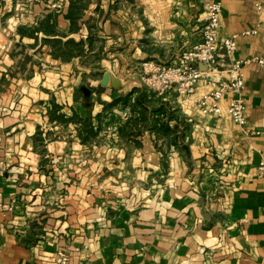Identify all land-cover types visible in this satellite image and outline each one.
<instances>
[{
  "label": "crops",
  "instance_id": "crops-1",
  "mask_svg": "<svg viewBox=\"0 0 264 264\" xmlns=\"http://www.w3.org/2000/svg\"><path fill=\"white\" fill-rule=\"evenodd\" d=\"M210 1L233 60L261 57L264 0ZM204 18L199 0H0V264H264V66L243 69L251 136L227 96L202 113V84L101 85L177 64Z\"/></svg>",
  "mask_w": 264,
  "mask_h": 264
},
{
  "label": "built area",
  "instance_id": "built-area-1",
  "mask_svg": "<svg viewBox=\"0 0 264 264\" xmlns=\"http://www.w3.org/2000/svg\"><path fill=\"white\" fill-rule=\"evenodd\" d=\"M199 2L205 14L200 41L183 51L177 64L170 66L145 64L140 81L147 90L159 96L173 90L178 97H189L195 94L198 84L208 87L210 89L208 93L195 101L205 115L221 117L219 102L227 96V112L231 121L243 129L245 135L251 136L252 131L246 129L243 69L249 63L264 66V53L259 58L234 61L236 37L220 40L218 36L221 28V4L210 0ZM255 8L258 13L262 11L259 4H256ZM256 34L257 30H251L243 35ZM225 72L229 78H220ZM257 174L260 179H264V159L258 166ZM56 258V264H70V256L65 250L57 251Z\"/></svg>",
  "mask_w": 264,
  "mask_h": 264
},
{
  "label": "water",
  "instance_id": "water-1",
  "mask_svg": "<svg viewBox=\"0 0 264 264\" xmlns=\"http://www.w3.org/2000/svg\"><path fill=\"white\" fill-rule=\"evenodd\" d=\"M101 85L107 87L109 90L115 91L119 95L130 94L136 89L143 87L139 79L123 81L111 73L104 74Z\"/></svg>",
  "mask_w": 264,
  "mask_h": 264
}]
</instances>
